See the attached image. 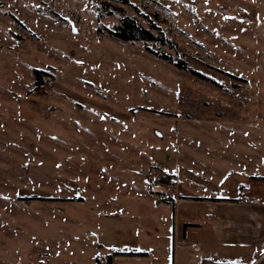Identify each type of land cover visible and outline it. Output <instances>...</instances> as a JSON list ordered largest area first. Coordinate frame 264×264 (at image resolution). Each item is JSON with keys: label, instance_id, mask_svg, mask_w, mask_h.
<instances>
[{"label": "rangeland", "instance_id": "obj_1", "mask_svg": "<svg viewBox=\"0 0 264 264\" xmlns=\"http://www.w3.org/2000/svg\"><path fill=\"white\" fill-rule=\"evenodd\" d=\"M104 1L124 12L99 17ZM235 2L222 16L182 0H0V264H106L163 244L146 211L138 235L104 215L135 204L120 187L151 155L192 157L213 139L219 152L250 141L264 157V0ZM124 16L156 24L180 52L113 39ZM35 70L48 86L36 89Z\"/></svg>", "mask_w": 264, "mask_h": 264}, {"label": "crops", "instance_id": "obj_2", "mask_svg": "<svg viewBox=\"0 0 264 264\" xmlns=\"http://www.w3.org/2000/svg\"><path fill=\"white\" fill-rule=\"evenodd\" d=\"M235 1L182 3L225 16ZM249 7L242 6V12L254 13ZM250 143L237 151L234 143L226 140L223 145L227 148L222 146L219 152L212 139L206 151L195 150L193 158L179 154L158 164L155 156L147 157L148 172L136 177L134 184L130 178V184L120 187L134 191L135 204L113 201L116 213L106 211L104 215L130 220V233L138 235L140 212L146 211L148 235L163 244L116 251L146 255L115 256L112 264H264V157ZM196 144L204 145L203 139ZM172 177L178 183V201L171 198L167 208L159 195L168 183L160 179Z\"/></svg>", "mask_w": 264, "mask_h": 264}, {"label": "trees", "instance_id": "obj_3", "mask_svg": "<svg viewBox=\"0 0 264 264\" xmlns=\"http://www.w3.org/2000/svg\"><path fill=\"white\" fill-rule=\"evenodd\" d=\"M121 3L125 5H130V0H119ZM136 9H138L136 7ZM114 10H119L124 12L121 8L117 9L113 5H111L109 2L104 1L101 3L100 11H99V17H101V14L105 11L109 15H113ZM152 30H159L160 28L152 23L150 24V29H147L143 27L136 18L124 16L121 19V22L119 25H117L113 30H108V33L110 37H112L115 40L121 41V42H144L145 44L149 43H160L162 46H167L169 48H172L176 50L177 53L180 52V49L174 45L169 39H167L164 36L155 35ZM146 49L154 53L155 55L159 56L160 59L174 65L176 68L180 70L189 71L191 74L197 76L200 79H204L206 81L214 83L216 86H219V84L207 77L206 75L192 69L188 62H186L184 59L181 58H175L172 55L169 54H159L157 52H154L150 49L149 46H146ZM35 77H36V89H38V86L42 82L43 78L48 76L49 74L42 70H35L34 71ZM161 181H167L166 178H161ZM144 253H122V252H115L107 257L106 264H112L113 257L115 256H145Z\"/></svg>", "mask_w": 264, "mask_h": 264}, {"label": "built area", "instance_id": "obj_4", "mask_svg": "<svg viewBox=\"0 0 264 264\" xmlns=\"http://www.w3.org/2000/svg\"><path fill=\"white\" fill-rule=\"evenodd\" d=\"M50 81L51 79L48 76L44 77L42 82L38 86V89L45 88L46 86H48V84H50ZM177 196H178L177 186H175L174 183L167 184L165 189L159 195V201L163 203L167 208H170L171 207L170 199L175 198L178 201ZM193 247L195 248V245Z\"/></svg>", "mask_w": 264, "mask_h": 264}]
</instances>
